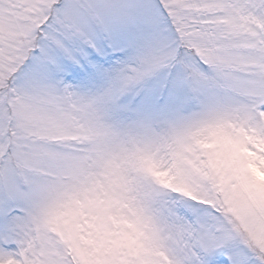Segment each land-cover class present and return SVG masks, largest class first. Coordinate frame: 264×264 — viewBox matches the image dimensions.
<instances>
[{
	"label": "snow or ice",
	"instance_id": "snow-or-ice-1",
	"mask_svg": "<svg viewBox=\"0 0 264 264\" xmlns=\"http://www.w3.org/2000/svg\"><path fill=\"white\" fill-rule=\"evenodd\" d=\"M0 264H264V0H0Z\"/></svg>",
	"mask_w": 264,
	"mask_h": 264
}]
</instances>
